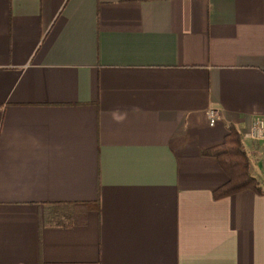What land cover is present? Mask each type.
Instances as JSON below:
<instances>
[{
	"label": "crops",
	"instance_id": "1",
	"mask_svg": "<svg viewBox=\"0 0 264 264\" xmlns=\"http://www.w3.org/2000/svg\"><path fill=\"white\" fill-rule=\"evenodd\" d=\"M254 115L264 0H0V264H264V143L200 154Z\"/></svg>",
	"mask_w": 264,
	"mask_h": 264
},
{
	"label": "trees",
	"instance_id": "2",
	"mask_svg": "<svg viewBox=\"0 0 264 264\" xmlns=\"http://www.w3.org/2000/svg\"><path fill=\"white\" fill-rule=\"evenodd\" d=\"M203 156L215 159L218 167L226 176V180L211 190L213 199L223 198L242 190H251L254 193L261 194L257 178L252 174L249 159L243 148L242 139L239 132L233 126H227L221 142L200 150ZM61 205L60 202L50 204L51 208ZM75 207H88L93 205L97 208V200L94 202L69 203ZM55 224L61 223L71 225L73 222L68 218L66 220L48 219ZM62 221V222H60ZM80 220L76 222H80Z\"/></svg>",
	"mask_w": 264,
	"mask_h": 264
},
{
	"label": "built area",
	"instance_id": "3",
	"mask_svg": "<svg viewBox=\"0 0 264 264\" xmlns=\"http://www.w3.org/2000/svg\"><path fill=\"white\" fill-rule=\"evenodd\" d=\"M208 125H213L219 119V109L208 107L205 111ZM250 142L264 143V116H252L249 126L245 132H242V138Z\"/></svg>",
	"mask_w": 264,
	"mask_h": 264
}]
</instances>
